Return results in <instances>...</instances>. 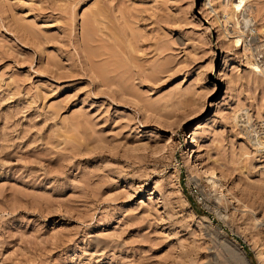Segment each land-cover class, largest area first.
<instances>
[{"label":"rangeland","instance_id":"rangeland-1","mask_svg":"<svg viewBox=\"0 0 264 264\" xmlns=\"http://www.w3.org/2000/svg\"><path fill=\"white\" fill-rule=\"evenodd\" d=\"M238 1L0 0V264H264V0Z\"/></svg>","mask_w":264,"mask_h":264},{"label":"bare ground","instance_id":"bare-ground-1","mask_svg":"<svg viewBox=\"0 0 264 264\" xmlns=\"http://www.w3.org/2000/svg\"><path fill=\"white\" fill-rule=\"evenodd\" d=\"M210 1H212V0H206V4H208V2H210ZM230 0H228V3H229V6H230V2H229ZM248 0H239L237 3H235V4H233V7H234V10H236L237 12L238 11H242L243 9H244V7L246 6V2H247ZM228 3L226 4V6L225 7H227L228 6ZM224 7V8H225ZM228 8V7H227ZM250 19L249 20H247L245 23L246 24H250ZM233 39L235 40L234 41V43L238 46V47H240V46H243V41H242V35H240L239 34V36H237V37H233ZM190 142V141H189ZM260 146V145H259ZM191 152V151H190ZM206 175H207V180H208V182L209 183H211L212 185H213V188L214 187H218V186H220V184H221V179L217 176V174H216V171L215 170H213V169H207L206 170ZM259 256H260V254H259Z\"/></svg>","mask_w":264,"mask_h":264}]
</instances>
